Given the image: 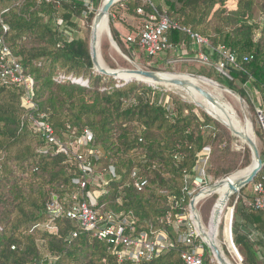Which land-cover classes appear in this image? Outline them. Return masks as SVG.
<instances>
[{
    "label": "trees",
    "instance_id": "trees-1",
    "mask_svg": "<svg viewBox=\"0 0 264 264\" xmlns=\"http://www.w3.org/2000/svg\"><path fill=\"white\" fill-rule=\"evenodd\" d=\"M86 1L0 0V39L34 81L36 105L27 110L22 105L24 87L5 84L0 78V264H134L119 263L112 246L82 232L75 221L48 214L47 205L55 197L68 208L79 190L73 180L82 174L72 157L58 153L47 142L31 117L48 123L62 140L73 132L80 135L89 130L91 147L101 153L92 162L95 170L102 167V176L95 171L100 180L86 189L95 192V209L133 221L137 236L165 232L176 244L143 264H184L174 222L186 215L193 180L185 177L195 175L198 154L211 148L207 174L208 183L214 185L247 168L251 152L246 147L244 161L238 166L240 154L232 150L236 138L194 104L162 87L139 81L125 83L96 72L90 34L103 0H92L95 10L91 13ZM118 5L119 10L123 7L129 16L141 20L138 9L146 14L165 13L178 26L167 33L171 49L162 56L184 51L177 59L190 61L203 54L216 64L223 61L220 49L235 55L239 69L232 68V79L210 66L213 70L199 69L197 74L234 91L254 112L250 97L256 94L264 109V0H162L160 7L152 0H122L110 14ZM112 34L131 59L134 51H140L138 41L126 49L115 28ZM133 34L137 37L139 32ZM196 36L208 45H197ZM108 50L109 45H104V61L116 69ZM160 63L155 62L152 71ZM122 66L129 64L123 61ZM165 97L170 104L164 105ZM255 133L262 142L259 151L264 160L259 123ZM110 167L118 179L106 172ZM133 172L147 181L142 191L134 185ZM263 177L264 170L254 182ZM254 212L239 198L232 233L233 249L239 251L242 264H264V229L257 224ZM230 221L231 214L225 231L228 242H232ZM50 224L56 231L49 232ZM76 232L80 233L74 238ZM205 248L207 253L209 248Z\"/></svg>",
    "mask_w": 264,
    "mask_h": 264
},
{
    "label": "built area",
    "instance_id": "built-area-1",
    "mask_svg": "<svg viewBox=\"0 0 264 264\" xmlns=\"http://www.w3.org/2000/svg\"><path fill=\"white\" fill-rule=\"evenodd\" d=\"M57 1L38 0V2L46 3ZM86 7L89 13L95 10L92 0L86 1ZM137 12L142 17V26L137 37L129 36L127 43L133 45L138 41L140 49L148 58L152 59L170 50L171 46L169 45L167 33L171 29L178 28V26L174 25L165 13L159 14L156 11L155 13L146 14L142 9H138ZM4 30L7 31V27H4ZM196 39L197 44L200 46L203 44L208 45L207 40L199 36H196ZM219 52L223 57L222 62L212 64L211 60L203 54H199L196 61L205 66L215 67L226 78L232 79L230 76L232 68L233 70L239 69L236 63V57L224 49H220ZM173 63H177V61L171 62V64ZM0 78L5 84L24 87L25 96L22 105L27 110L35 109L36 105L33 100L34 81L24 74L19 60L13 56L3 39H0ZM75 81L78 83H86L83 79H75ZM257 116L264 135L263 108H257ZM31 121L33 126L41 132L47 139V142L58 153L70 156L77 162L82 174L81 178L73 180V184L79 190L72 196L68 208L66 209L55 197L47 205V212L50 216L54 218L66 217L69 220L75 221L82 232H90L95 239L112 246L119 263L131 261L134 264H143L145 261H152L153 259L159 258L164 252L175 247L176 244L165 232L156 234L153 237H149L146 233H141L137 236L133 221L114 214L103 215L99 210L95 209L97 197L91 196L93 194L87 192L86 189L89 183H97L100 180L95 175V166L93 165L92 158H100L101 153L98 149L91 147L92 135L89 130H84L80 135H76L73 132L66 140H62L56 135L55 130L48 123L41 122L33 117H31ZM210 154L211 148L207 147L197 156L194 169L195 175L192 181V185L195 187L202 188L207 179L206 167L210 159ZM106 172L109 173L112 179H118L114 168L110 167ZM106 172L104 174H107ZM132 178L138 191H142L147 185V181L138 177L136 172L132 173ZM185 180H191L190 175H186ZM251 185L253 199L249 203V207L254 211L264 213V177L257 182H253ZM204 189H201L200 192ZM190 196H192L191 193ZM196 196L191 198H195L196 200ZM176 207L174 205V209ZM189 210L190 221H192L191 214L193 211L190 204ZM186 217L180 215L174 223V228L178 236L177 245L181 247L180 257L184 264H205V241L204 239L203 241H199L202 236L198 233L195 224L196 230L192 224L187 223ZM47 228L51 233L56 231V227L53 224L48 225ZM79 233H74L73 237H78Z\"/></svg>",
    "mask_w": 264,
    "mask_h": 264
},
{
    "label": "rangeland",
    "instance_id": "rangeland-1",
    "mask_svg": "<svg viewBox=\"0 0 264 264\" xmlns=\"http://www.w3.org/2000/svg\"><path fill=\"white\" fill-rule=\"evenodd\" d=\"M143 1H146V0H143ZM152 1L158 7H160L162 5V0H152ZM119 8H120V6L118 5L115 8V12L109 15L110 33H111V35L113 37L112 28H115L122 35L121 36L122 44L124 45V47L126 49H129V44L127 43V38L129 36H131V35H134L133 33H137V32L140 31V28H141V25H142V20L138 19V18H135L133 16H129L127 13H125L123 7H121L120 10H119ZM128 28L132 29V31L128 30ZM78 33H79V31L77 30V32L73 34V37L77 36ZM91 34H90V43H91V37H92ZM106 44L109 45V50H108L109 57L111 58L112 62L117 65L116 69H111L108 66V64L104 61L103 46L106 45ZM197 45H199V44H197ZM119 48H120V46H119ZM120 50H121V52H119L117 49L116 50L114 49V47L110 44L109 37L105 36L103 38L102 43H101V58H102L103 64L106 67L108 66L107 68H109L111 70H126V69H133V68L138 67V68H141V69L151 70L152 71V67L154 66L155 62L160 60L161 63L159 64V67L156 70L157 72L172 73V74H188V75L200 76V75L197 74V71L199 69L213 70V69L209 68V66L206 67L204 64H201L200 62H197L196 61L197 58L193 59V60H190V61L189 60L179 61V59H177L176 56H180V54H182L184 51L183 52L179 51L177 53L171 52V53H168L167 55H164V56L161 55V57L158 56V57L153 58V59H148L146 54L140 49V51H134L133 52V59H131L129 56H127L126 54L123 53L121 48H120ZM123 61L127 62L129 64V67L125 68L124 66H122V62ZM173 61H177V63L171 64V62H173ZM213 68L216 69L215 67H213ZM215 71L217 73H219L220 75L224 76L218 70H215ZM200 77H203V76H200ZM204 78H206V77H204ZM209 80H213V79H209ZM213 81H215V80H213ZM217 83H219V82H217ZM219 84L222 85L221 83H219ZM162 88H165L166 91L170 90L169 92H172L173 94H176V95L180 96L184 101L189 102L190 104H193L191 102V100L186 96V94L184 92L180 91L179 89L169 88V87L168 88L167 87H162ZM207 90L211 92L210 88H207ZM224 100L227 101L228 103H230L233 106V108L235 109L237 114L242 119L247 117L248 119H250L252 121L253 130H254V133H255L256 124L259 123L258 116H257V108H259V99H258L257 95L254 94V95H251V97H250L251 102H253L255 104V106H256V109H255L256 112L252 111L250 109L248 103L245 100H243V99H242L243 102H241L240 100L237 101L236 99H234V98L229 96V97H227ZM163 103H164V105L170 104V99L165 97ZM255 137H256V142H257L259 150H262L263 149L262 142L258 139V137L256 136V133H255ZM246 147H247V145L244 142H242L239 138L234 139L233 142H232V150L234 152H237L238 154H240V158L238 159V166H240L243 163V161H244V153H245ZM211 154H212V150H211ZM211 154H210V159H209L208 165L206 167V172L211 167ZM251 164H252V162H251ZM244 169H246V168H244ZM95 171H97L99 173V175H101L102 174V167H98V170L96 169ZM239 171H241V170H239ZM190 178L193 180L194 176H190ZM209 180H210V178L208 177V174H207V179L205 180V183L203 184L202 188H198V187H195L193 185V188H192V190L190 192L192 194L191 197L193 198L195 195H197L200 192L201 189L212 186V184L208 183ZM220 180H222V179H220ZM94 193L95 192H92L93 195H91V196L95 197L96 195ZM192 198L190 199V202H191ZM239 198L242 201L244 207L247 210H249L250 209L249 203L253 199L252 185H249V186L245 187L240 192L234 194L230 198V200L228 202V205H227V207H226V209H225V211L223 213L222 219H221V224H220V228H219V238L218 239H219V242L221 243V246L223 247V250H224L225 254L227 255L228 259L233 264H242L243 263V259H242V257H241V255H240L238 250H236L237 252H234L233 241L232 242H228L225 239V231H226V222L228 220V216H229V214H231V221H230L231 228H230V230H231V236H232V239H233L232 229H233L234 211H235L236 204L239 201ZM217 199H218V196L217 195H213L211 198H209V199H207L205 201H202V202L198 203V205H197V210H198V212L200 214V217H201V219H202V221H203V223H204V225L206 227H208V225H209L211 214H212V210H213V208H214V206H215V204L217 202ZM185 216H187L186 217L187 218V223L192 224V226L196 230V228L194 226V222H193L195 218L193 219L192 215H191V219H193V220L190 221L189 206H188V209L186 210V215ZM254 218L257 221V224L260 225L264 229V213L261 212V211H255L254 212ZM199 241H203V238L200 237ZM206 246H207V244H206ZM259 252H260L261 258H263L262 257L263 256V251H262L261 248L259 249ZM205 264H218L217 260L213 256L212 251L210 249H209V251L207 253H206V250H205Z\"/></svg>",
    "mask_w": 264,
    "mask_h": 264
},
{
    "label": "bare ground",
    "instance_id": "bare-ground-1",
    "mask_svg": "<svg viewBox=\"0 0 264 264\" xmlns=\"http://www.w3.org/2000/svg\"><path fill=\"white\" fill-rule=\"evenodd\" d=\"M109 27H110L109 26V16H104L100 20V22L93 28L92 40L97 50L98 60L100 61V64L102 65L104 64L101 58V43L105 36L108 37ZM114 49L116 50V48ZM107 67L105 66V69L106 70L108 69V71H110L111 69L109 70V68ZM179 75H180L179 76L180 78L186 79L192 82L193 84H195L196 86L202 87L203 89L205 88V90H207V88H210L211 92L208 90L207 91L210 92L212 95L216 96L220 100V106L219 107L214 106L210 104L209 102H207L205 99H203L199 95V93L193 87L192 88L190 87L185 90L179 89L180 91L186 94V96L191 100V102H195V103L202 105L205 111H207L210 115H212L214 118H216L221 123H223V125H225L228 129L229 127H232L236 131L242 134H245L247 136H250L252 139H255L252 121L248 119L247 117L242 119L237 114L233 106L224 100L230 96L236 99L237 101H239V97L237 95L233 94L232 92L222 87L219 83L213 80H209L207 78L193 79L190 76H188V74H179ZM167 77H176V76H167ZM125 78H127V76L121 74L119 78H116V79L123 80ZM239 139L241 140V138ZM253 167L254 165L251 164L246 169L238 171L232 174L231 176L225 179H222L224 180V182L220 184L219 186L214 187V188H212L213 185L210 187H207L204 190H202L200 193H198L196 196V200H195L196 201V211L195 212L193 211L191 214L192 218L193 219L195 218L193 222L197 228L198 233L203 237L204 241L209 245L215 244L218 247V249L221 251L225 259L226 264H233V263L226 256L223 250V247L221 246V243L219 242V239H218L221 219H222L223 213L229 202L228 201L227 204H225V202L227 201L226 197L228 194H230V185L231 184L235 185L238 182L246 179L251 173ZM213 195H217L218 199L212 210L209 225L208 227H206L197 210V205L198 203L211 198Z\"/></svg>",
    "mask_w": 264,
    "mask_h": 264
},
{
    "label": "water",
    "instance_id": "water-1",
    "mask_svg": "<svg viewBox=\"0 0 264 264\" xmlns=\"http://www.w3.org/2000/svg\"><path fill=\"white\" fill-rule=\"evenodd\" d=\"M122 0H104L103 4L101 6V8L99 9L93 24H92V28H91V33L93 34V28L94 26H96L100 20L104 17V16H109L110 15V10L112 9V7H114L117 3L121 2ZM91 34V36H92ZM109 41L110 44L116 48L119 52H121L119 46L117 45L116 41L114 40V38L112 37L111 33H110V28H109ZM90 50H91V56H92V62L94 64V69L96 72H98L99 74L105 75V76H109V77H113V78H119V76L122 75H126L127 78L123 79L122 81L126 82H131V81H139V82H143L146 83L150 86L153 87H169V88H176V89H180V90H185L188 88H194L199 95L205 99L207 102H209L210 104L214 105V106H220V100L212 95L210 92H208L207 90L203 89L200 86H196L195 84H193L192 82L180 78L179 74H172V73H163V72H157V71H151V70H145V69H141V68H133V69H126V70H110L108 71V69H105V66L100 64V61L98 60V56H97V50L96 47L94 46L92 37H91V43H90ZM167 76H176V77H167ZM193 79H198V78H204V77H200V76H195V75H188ZM134 77V78H132ZM150 82V83H148ZM222 87L226 88L225 86L221 85ZM227 90H229L228 88H226ZM230 92H232L233 94L237 95L239 97V100L241 102H243L242 98L235 93L234 91L229 90ZM195 106H197L198 108H200L201 110H203L206 114H208L211 118H213L214 120L218 121L220 124L223 125V123H221L219 120H217L216 118H214L212 115H210L207 111H205V109L202 107V105L192 102ZM234 137H238L241 138V140L247 145V147L249 148L250 152H251V158H252V164L254 165L251 173L249 174V176L238 182L237 184L230 185V194L227 195L226 197V202L225 204H227V202L230 200V198L240 192L242 189H244L245 187L253 184V182L255 181V179L258 177V175L264 170V160L262 159L261 155H260V151L256 142V137H255V133H254V138L252 139L250 136H247L245 134H242L238 131H236L234 128L229 127V129L223 125ZM224 182V180H221L219 182H216L212 188L219 186L220 184H222ZM190 207L192 209V211H196V201L195 198L191 200L190 202ZM206 243V242H205ZM207 244V243H206ZM234 244V241H233ZM208 248L212 251L213 256L215 257V259L217 260L218 264H226L225 259L221 253V251L218 249V247L215 244L209 245L207 244ZM235 246V244H234ZM236 247V246H235Z\"/></svg>",
    "mask_w": 264,
    "mask_h": 264
}]
</instances>
